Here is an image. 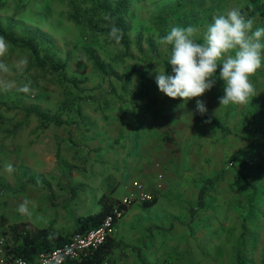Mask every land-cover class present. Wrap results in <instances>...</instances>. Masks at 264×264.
Instances as JSON below:
<instances>
[{
    "label": "rangeland",
    "instance_id": "obj_1",
    "mask_svg": "<svg viewBox=\"0 0 264 264\" xmlns=\"http://www.w3.org/2000/svg\"><path fill=\"white\" fill-rule=\"evenodd\" d=\"M70 1L0 0V27L16 36L34 38L42 51L64 63L67 80L58 83L56 74L49 69H36L24 48L11 45L5 56L0 57V62L9 67L8 73L0 71V159L17 165L22 171L13 186L7 185V180L4 185L0 181V187L7 189L9 196L20 194L25 200L20 201L21 204L27 202L30 213L21 214L19 205L4 218L10 221L31 219L37 226L63 232L75 228L81 216L97 212L100 195L108 193L102 189L103 176L108 179L105 165L99 162L102 158L96 159L91 173L82 171L85 180L55 181V171L28 178V165L34 164L35 171H40L45 164L49 166L44 159H50L54 150L52 143H56V151L65 144L72 147L78 132L105 125L113 116L122 118L126 104L135 101L138 92L148 93L158 87L146 83L155 81L157 67L174 74L172 66L168 65L171 47L166 49L159 44L160 38L171 27H187L194 19L203 18L207 10H212V6L207 5L211 0H127L120 16L126 29L125 50L107 34L78 25L71 17ZM97 1L106 9H113L119 0ZM76 2L85 8L91 7L90 0ZM21 60L26 63L20 65ZM8 82H14L15 87L9 88ZM28 82L34 94L17 91ZM257 86L254 88L259 94L263 89ZM252 98L245 105H226L224 116H212L232 134L221 133L213 124L203 137L200 131L195 133V140L209 143L210 148L206 150L209 156L205 159L204 154V163L196 166L193 180L185 188L187 194L197 198L201 177H220L203 198L207 211L204 216L208 221L199 218L198 215L202 216L199 208L191 213L197 199L187 201V205L179 202L177 188L173 185L178 181V174L174 170L167 172L159 162L154 166L157 173L163 175L166 188L160 192L158 202L148 208L141 206L143 209L129 206L128 223L147 226L143 230L142 244L137 242L140 237L135 238L128 230L126 238H133L128 240L132 245L125 252L128 257L139 260L140 264H144L143 258L147 259L145 264H238L236 252L239 251L243 264H264V111H260L263 106L256 107L257 114L253 117ZM258 103L264 104V100ZM249 119L255 122L261 142L254 146L257 149L243 155L250 137L241 130V124ZM63 133L66 138L59 141ZM218 142L221 147L215 149ZM219 151L218 159L214 156ZM237 156L239 158L235 159ZM71 157L74 158L73 153ZM76 170L75 165L68 167L70 174ZM119 175L115 178L119 179ZM52 184L57 186L55 195L49 192ZM32 191L36 192V197L30 196ZM123 193V188L118 186L110 198L117 199L115 197ZM250 207L253 213L247 212ZM199 232L204 234L203 238ZM3 235L1 232L0 236ZM194 241L197 248L193 246ZM164 257L166 260L161 263Z\"/></svg>",
    "mask_w": 264,
    "mask_h": 264
},
{
    "label": "crops",
    "instance_id": "obj_2",
    "mask_svg": "<svg viewBox=\"0 0 264 264\" xmlns=\"http://www.w3.org/2000/svg\"><path fill=\"white\" fill-rule=\"evenodd\" d=\"M207 5H211L212 10H207V14L203 18L194 19L192 24H190L200 30L198 42H202L200 38H202L206 26L212 22L214 14H223L233 8L245 10L249 6L244 14L254 19L255 26H264V0H211ZM249 11H251L250 15L248 14ZM219 72L220 69L218 68L216 84L211 91L206 92L203 97L193 98L187 103L180 98L172 99L167 97L160 92L158 87L153 89L152 92H138L135 101L126 104L122 118L113 116L105 125L91 126L89 130L78 132L79 134L75 136L74 146L72 147L70 146L71 144L69 146L65 144L60 147V151H56L57 145L56 143H52L54 148L52 152L51 146L49 147L52 155L50 159H44V161L48 162L49 166L45 164L44 167L42 166L43 169L41 168L40 171H35L33 168L34 164L30 163L28 165L30 167H27L26 170L29 174L28 178H32L30 175L39 177L40 175L45 176L55 171L54 173L57 174L55 181H67L71 178L83 179L81 176L82 171L87 170L86 174L91 173V169L96 164V159L102 158L99 162L105 165L108 177L107 179L103 176L101 180L103 184L102 189L105 191L108 190V193L103 192L102 194L113 197L111 194L118 186H121L125 193L126 187L129 186L131 181L137 179L142 181L152 191L154 190L153 192L159 198L160 192L166 188V184L162 182L161 188L156 189L158 179L157 170L154 165L160 162L165 166L164 168L167 172L174 170L175 174H178V181L177 183L174 181L175 184L173 185L177 188L175 192L177 193L176 197L179 202H182L184 205H187V201L191 203L197 198L193 195L189 196L185 188L191 184V180H193V176L195 175L196 166L204 163L205 159L209 156L207 151L210 148L209 143L205 144L202 140H195V133L200 131L202 137L205 133L208 134V126L212 124V116H224L225 111H227V106L221 107L219 104V98L224 95L223 89L225 86L224 81L219 79ZM250 81L253 85H258L257 87L260 86L263 89L259 94L255 90L256 94L252 98L254 102L251 105L250 112H254V109L260 106H263L260 111H264V104L258 103L259 100H264V52L262 53V67L254 76L250 77ZM146 83L154 86L157 85L155 81H146ZM197 99L205 102L208 110L206 114L201 115L196 111ZM19 133L21 134V132ZM65 138L66 134L63 133L59 141ZM220 147V142L214 146L215 149H219ZM72 153L74 158L71 157ZM204 154L206 156L203 160ZM220 156L219 151L214 157L219 159ZM0 164V181L2 185L8 180L11 183L7 182L6 184L13 186L16 182L15 180L21 178V169L15 164L9 165V162L7 163L5 159H0ZM70 165H75L78 168L73 174L68 173V167ZM118 173L120 174L119 179H116L115 176ZM207 177H201L200 181H203ZM110 179L112 180L111 185H109L111 182ZM49 189L50 194H56L57 186L52 184ZM6 190L0 187V218H2L0 221V234L4 228L19 221H28L35 227H45L35 225L31 219L5 220L4 217L11 214V210L21 204L20 201H25L20 197V194L9 196ZM30 193L31 197H36L35 191ZM157 202L158 199L151 206H154ZM139 204L135 203L131 206L134 205L141 209H143L142 207H151ZM4 205L7 206L4 207ZM130 207L116 224L117 230L114 238L119 243H117L114 251L109 256L107 264H140L139 260L136 261V259H132L125 254L127 248L132 246L128 241L132 237L126 238V236L128 230H130L132 231V236L135 238L140 237L137 242L142 244L143 230L147 224L134 225L128 223L127 215L131 209ZM199 209L202 210V216L198 215L199 218L207 222L208 219L204 216L205 208ZM171 213H173L172 210ZM194 219L196 218L194 217ZM137 222H140V220ZM203 235V233H200V238H203ZM197 245V242L194 241L193 246L197 248ZM142 260L144 264L147 261L146 258ZM165 260L166 258L164 257L161 263ZM173 260L176 261L177 259L174 257Z\"/></svg>",
    "mask_w": 264,
    "mask_h": 264
},
{
    "label": "clouds",
    "instance_id": "obj_3",
    "mask_svg": "<svg viewBox=\"0 0 264 264\" xmlns=\"http://www.w3.org/2000/svg\"><path fill=\"white\" fill-rule=\"evenodd\" d=\"M199 32L197 27L191 25L174 26L158 41L166 49L171 47L168 65L172 66L174 73L169 75L167 71L156 68L155 82L160 92L172 99H183L185 103L203 97L215 86L219 68V79L225 84L224 95L219 98L221 107L247 104L255 94L250 77L262 67L264 27L255 26L253 18L233 8L226 13L213 15L212 22L206 26L200 38L202 42H198ZM123 35V30L113 20L109 39L119 44ZM10 48L11 44L0 36V57H4ZM25 63L24 60L19 61L20 65ZM0 71L8 73L9 67L0 62ZM7 86L11 88L15 84L8 82ZM17 91L34 94L31 82L17 88ZM196 111L201 115L207 113L203 100H196ZM18 211L30 214L27 202L20 204Z\"/></svg>",
    "mask_w": 264,
    "mask_h": 264
},
{
    "label": "trees",
    "instance_id": "obj_4",
    "mask_svg": "<svg viewBox=\"0 0 264 264\" xmlns=\"http://www.w3.org/2000/svg\"><path fill=\"white\" fill-rule=\"evenodd\" d=\"M91 7L85 8L81 4H78L76 0H71L70 4L72 5L71 17L78 25H86L88 28L92 29L98 34H109L111 24L113 20L116 25L125 32V24L121 16V11L125 9L127 0H119L116 6L113 9H106L103 3L97 0H90ZM249 6L245 8L247 10ZM245 10H241L242 13ZM103 12L107 16H104ZM251 14V11L248 12ZM163 17L162 19H165ZM106 24V26H104ZM161 24H158L160 26ZM162 28V26H160ZM0 35L5 37L8 42L14 47L24 48L29 52L32 64L36 69L45 71L49 69L51 73L56 74L57 82L64 83L66 80L64 74V63L55 59L46 51H42L39 48L38 43L32 37L28 36H16L8 29H3L0 27ZM96 43V42H95ZM121 45L127 50V39L125 34L121 40ZM167 67L165 66L164 69ZM168 72L169 75H172L171 72ZM255 117L256 113H252ZM211 122L215 125L221 133L232 134L231 130L226 126L220 124L216 120L211 118ZM241 130L245 133H249V145L245 147L243 155L250 154L251 150L257 149L254 146H257L261 142V139L258 136V130L255 126V122L251 119L247 120L244 124H241ZM239 158L238 156L235 159ZM219 175L205 178L198 188L197 193V202L194 208H191V213L194 212L196 208H204L205 204L203 198L206 194L209 193L211 186L219 179ZM255 191V188L252 189ZM253 194H251V197ZM254 198V197H253ZM157 195L152 201L143 202L144 206H151L157 201ZM100 207L99 210L95 213H88L79 218L78 224L69 232H63L60 230H55L53 227H34L28 221H19L13 224H10L8 227L3 229V236H6V249L7 253L13 256H21L28 259H32L39 251L50 250L56 246L63 244L67 241L73 234L84 232L92 227L98 226L108 213H110L112 205L117 203V199L110 198L109 196L102 194L100 196ZM239 208V207H238ZM242 209V205L239 208ZM253 213V209L248 208V213ZM117 241L113 236H109L104 243L99 245L95 250L89 253L87 256L82 257L79 260H70L66 264H107L109 256L114 251L117 246ZM236 262L238 264H243L242 258L240 257L239 251L236 252Z\"/></svg>",
    "mask_w": 264,
    "mask_h": 264
},
{
    "label": "built area",
    "instance_id": "obj_5",
    "mask_svg": "<svg viewBox=\"0 0 264 264\" xmlns=\"http://www.w3.org/2000/svg\"><path fill=\"white\" fill-rule=\"evenodd\" d=\"M162 177L161 172L157 173L156 189L161 188ZM154 197V192L143 182L133 179L126 187V192L117 198V203L112 205L110 213L98 226L75 233L63 244L50 250L39 251L32 259L8 254L6 236H0V264H66L70 260H79L104 243L109 236L114 235L117 222L125 215L129 206L152 201Z\"/></svg>",
    "mask_w": 264,
    "mask_h": 264
}]
</instances>
